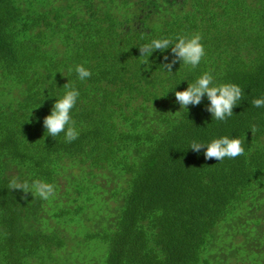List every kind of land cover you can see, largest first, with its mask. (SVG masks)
<instances>
[{"label":"trees","instance_id":"obj_1","mask_svg":"<svg viewBox=\"0 0 264 264\" xmlns=\"http://www.w3.org/2000/svg\"><path fill=\"white\" fill-rule=\"evenodd\" d=\"M197 33L206 56L195 69L168 72L171 47L151 67L140 57L153 39ZM205 72L244 93L226 121L207 94L188 110L176 101ZM67 83L80 93L70 143L44 125ZM257 98L264 0H0V264H264ZM224 136L245 154L190 149ZM12 179L51 183L55 197L10 189Z\"/></svg>","mask_w":264,"mask_h":264},{"label":"clouds","instance_id":"obj_2","mask_svg":"<svg viewBox=\"0 0 264 264\" xmlns=\"http://www.w3.org/2000/svg\"><path fill=\"white\" fill-rule=\"evenodd\" d=\"M202 36L194 34L191 37L179 36L177 42L172 45L169 39H153L150 43L144 44L139 47L140 57H146L144 64L149 65V57L156 50L161 52L166 51L171 47V52L174 59L165 64L163 67L168 72L172 73L173 65L178 61H182L184 65L190 66L195 69L199 66L200 62L206 56L205 47L203 45ZM172 45V46H170ZM164 59L167 61L168 56ZM151 67V65H149ZM78 78L81 81L90 78L92 73L83 65H78L75 69ZM66 92L62 98L57 99L50 115L44 119V125L48 136L56 138L61 133L65 134L66 142H73L79 137L75 120L71 112L76 106L79 91L71 84L64 85ZM207 94L210 100L208 111L212 113L213 118L217 121H226L233 115V109L243 99V91L241 87L234 83L227 84H214V77L212 74L205 72L194 83L189 84V87L183 91H176V101L180 104L181 109H187L189 105H199L202 98ZM255 107L264 106V98H257L252 101ZM253 134L257 131L255 125L250 127ZM206 147V159H216L222 161L224 158L235 159L238 156L245 154L244 142L239 138H229L224 136L214 139L207 145L193 141L190 149L199 152L202 148ZM10 189H22L25 193H31L34 197H38L44 201H49L55 197V186L51 183L35 180L31 184L24 182L20 183L16 179H12L9 183Z\"/></svg>","mask_w":264,"mask_h":264}]
</instances>
